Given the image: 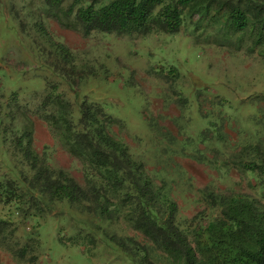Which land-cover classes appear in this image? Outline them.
<instances>
[{
	"label": "rangeland",
	"instance_id": "obj_1",
	"mask_svg": "<svg viewBox=\"0 0 264 264\" xmlns=\"http://www.w3.org/2000/svg\"><path fill=\"white\" fill-rule=\"evenodd\" d=\"M72 2L63 0L57 14L45 17L43 0H0V118L4 126L11 129L18 117L22 120V112L33 122L34 150L48 165L82 182L81 162L34 114L47 80L59 82L72 103L79 104L82 97L96 101L116 120L110 131L144 163L155 183H165L177 203L179 220L204 214L208 204L202 200L203 190L260 198L249 175L234 161L243 135L252 137L259 131L256 116L261 101L257 103V98L264 94V57L257 50L249 51L247 37L237 41L232 36L225 45H218L210 33L218 25L215 21L205 23L207 29L194 37L188 26L174 34L118 36L91 31L88 35L77 24ZM197 19L195 14L192 24ZM37 20L43 21L53 41L73 51L76 72L83 76L90 72L85 78L79 81L71 65L62 62L65 71L72 72L71 81L53 73L48 64L56 57L49 40L32 28ZM7 114L14 116L12 121L5 118ZM1 130L0 182L18 181L21 171L30 172L14 157L12 136ZM225 160L228 166L223 168ZM0 218L10 221L0 233V264H119L121 260L118 251L103 241L89 248L90 257L82 246L69 243L71 224L84 216L66 202L37 221L22 218L13 203L0 198ZM113 229L120 234L137 233L123 222Z\"/></svg>",
	"mask_w": 264,
	"mask_h": 264
},
{
	"label": "trees",
	"instance_id": "obj_2",
	"mask_svg": "<svg viewBox=\"0 0 264 264\" xmlns=\"http://www.w3.org/2000/svg\"><path fill=\"white\" fill-rule=\"evenodd\" d=\"M62 1L43 0V15L57 14ZM74 5V16L84 34H174L188 26L194 37L195 32L207 29L205 23L215 21V33H210L216 44L225 45L232 36L237 41L247 37L249 51L257 50L264 57V0H73L71 7ZM195 14L198 19L192 24ZM32 28L49 40L56 61L48 65L57 77L71 81L73 72L80 81L90 73L83 76L76 72L73 51L53 41L43 21L32 22ZM59 62L71 65L72 72ZM59 85L47 80L34 114L81 162L82 182L51 167L34 150L30 118L21 112L22 120L18 117L11 129L0 118L2 133L12 136L14 157L30 172L21 171L18 181L0 182V198L13 203L22 218L43 220L56 205L66 202L84 216L71 224L76 227L72 226L69 243L82 246L89 256L90 249L103 241L118 251L119 264H264V94L257 98V103L261 101L256 116L259 131L252 137L243 135L234 154L235 163L249 175L261 197L203 190L202 200L208 204L204 214L179 220L177 203L165 183H155L144 163L110 131L116 120L96 101L82 97L79 104L72 103ZM74 94L78 99L77 90ZM13 117L5 116L9 121ZM211 124L208 128L214 130ZM218 139L224 142L219 135ZM227 166V160L223 161L221 167ZM8 222L0 218V233ZM119 222L138 234L118 233L113 227ZM26 248L20 250L21 256Z\"/></svg>",
	"mask_w": 264,
	"mask_h": 264
}]
</instances>
